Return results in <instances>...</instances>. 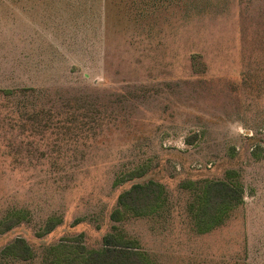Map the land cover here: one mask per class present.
Wrapping results in <instances>:
<instances>
[{
	"label": "rangeland",
	"instance_id": "obj_1",
	"mask_svg": "<svg viewBox=\"0 0 264 264\" xmlns=\"http://www.w3.org/2000/svg\"><path fill=\"white\" fill-rule=\"evenodd\" d=\"M149 180L159 209L119 204ZM212 180L243 199L199 232ZM107 234L155 264H264V0H0V264Z\"/></svg>",
	"mask_w": 264,
	"mask_h": 264
},
{
	"label": "trees",
	"instance_id": "obj_2",
	"mask_svg": "<svg viewBox=\"0 0 264 264\" xmlns=\"http://www.w3.org/2000/svg\"><path fill=\"white\" fill-rule=\"evenodd\" d=\"M164 188L161 183L149 180L136 182L119 195V204L135 215H146L159 209L163 202ZM243 199L240 186L232 185L223 180H212L204 184L199 196L198 206L193 213L199 232H207L219 224L228 211ZM115 220L122 218L121 210L112 213ZM17 222L6 226V230ZM53 223H49L52 228ZM101 249L88 250L82 244L68 249L65 244L54 247L57 254L54 264H155L151 257L137 246L136 242L123 241L114 234L104 236ZM61 248L64 252L61 253ZM3 252L20 259L32 256L31 247L24 238H17L15 242L7 245Z\"/></svg>",
	"mask_w": 264,
	"mask_h": 264
}]
</instances>
